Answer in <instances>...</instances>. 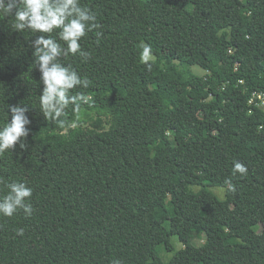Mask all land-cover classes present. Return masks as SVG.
Returning a JSON list of instances; mask_svg holds the SVG:
<instances>
[{
  "label": "trees",
  "instance_id": "obj_1",
  "mask_svg": "<svg viewBox=\"0 0 264 264\" xmlns=\"http://www.w3.org/2000/svg\"><path fill=\"white\" fill-rule=\"evenodd\" d=\"M80 2L101 27L81 39L90 59L61 58L92 81L63 125L39 109V33L0 16V126L8 105L32 120L27 150L0 155V195L33 189L31 216L0 215V264H264V111L248 104L264 90V0ZM173 236L184 247L164 263Z\"/></svg>",
  "mask_w": 264,
  "mask_h": 264
},
{
  "label": "clouds",
  "instance_id": "obj_2",
  "mask_svg": "<svg viewBox=\"0 0 264 264\" xmlns=\"http://www.w3.org/2000/svg\"><path fill=\"white\" fill-rule=\"evenodd\" d=\"M15 12L13 13V10ZM0 16L11 17V28L14 31L39 33L31 41L34 63L38 66L40 82L43 83L42 94L39 97V109L48 122L63 125L68 116V110L79 113L81 103H89L90 98L82 93L72 95L77 87L87 89L92 81L81 77L70 64L61 62V58L77 54L87 61L91 52L81 47V39L89 32L99 29L96 14L80 0H0ZM56 32L59 43L52 37ZM102 32L96 31L97 44L100 42ZM154 59L151 47L144 45L140 52V61L151 70ZM11 120L0 126V155L12 150L19 144L21 149L27 150L26 143L30 128L27 127L32 120L27 115L29 109L26 105H8ZM63 118V119H62ZM78 121H73L70 127H76ZM23 138V139H22ZM248 168L240 161H234L232 175L239 173L246 176ZM227 190L234 192L235 187L230 180H226ZM8 191L0 195V215L12 217L19 210L31 216L33 212L30 201L33 189L23 181H13L6 184ZM223 191V189L221 190ZM17 235H24V229H17ZM112 264H120L119 260Z\"/></svg>",
  "mask_w": 264,
  "mask_h": 264
},
{
  "label": "rangeland",
  "instance_id": "obj_3",
  "mask_svg": "<svg viewBox=\"0 0 264 264\" xmlns=\"http://www.w3.org/2000/svg\"><path fill=\"white\" fill-rule=\"evenodd\" d=\"M165 52H168V48L165 49ZM195 71L198 72L199 74H205L206 73V71L201 67H196ZM93 118L94 119L97 118L96 113L93 114ZM102 121H103V124L105 125V127L108 128L109 127L108 118L105 116H102ZM89 124H92V122H89ZM212 189L219 197H221V198L225 197V192H226L225 188L214 187ZM222 189H223V191H221ZM171 242H172L173 247H174L173 251H168L164 244H160L158 246V251H159L164 263H168L170 261V259L172 258V256L184 247L182 242L179 240L178 236H173ZM200 243H201L200 240H198V239L194 240L195 245H200Z\"/></svg>",
  "mask_w": 264,
  "mask_h": 264
},
{
  "label": "built area",
  "instance_id": "obj_4",
  "mask_svg": "<svg viewBox=\"0 0 264 264\" xmlns=\"http://www.w3.org/2000/svg\"><path fill=\"white\" fill-rule=\"evenodd\" d=\"M248 104L250 106V112H254L256 109L264 111V90L253 91L249 97Z\"/></svg>",
  "mask_w": 264,
  "mask_h": 264
}]
</instances>
